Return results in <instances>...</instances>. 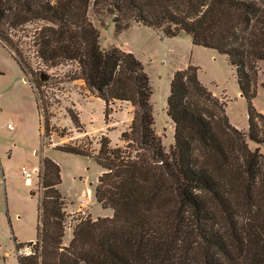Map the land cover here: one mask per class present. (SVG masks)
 <instances>
[{"label":"trees","instance_id":"1","mask_svg":"<svg viewBox=\"0 0 264 264\" xmlns=\"http://www.w3.org/2000/svg\"><path fill=\"white\" fill-rule=\"evenodd\" d=\"M90 9L108 16L116 33L137 24L165 37L185 34L193 46L223 55L247 103V131L228 122L224 104L190 65L169 84L173 144L166 149L154 128L143 64L116 46L101 50ZM22 38L43 66L76 63L75 79L103 102L105 124L114 101L134 110L121 147L104 135L96 154L56 147L98 165L94 197L112 216L77 221L63 247L60 166L43 157L36 237L15 245L17 252L25 244L33 251L17 254L18 264H264V115L252 105L256 65L264 62V0H0V44L25 73ZM69 115L84 133L78 115ZM40 117L44 140L50 121Z\"/></svg>","mask_w":264,"mask_h":264},{"label":"rangeland","instance_id":"2","mask_svg":"<svg viewBox=\"0 0 264 264\" xmlns=\"http://www.w3.org/2000/svg\"><path fill=\"white\" fill-rule=\"evenodd\" d=\"M87 16L98 28L101 50L116 46L123 52L132 53L143 64L151 82L154 128L166 149L173 144V126L165 110L169 84L176 70L190 65L198 67L201 83L222 101L228 122L239 131H247V103L238 91L234 68L223 55L193 46L185 34L165 37L160 31L137 24L119 34L114 31L108 16L97 15L92 9ZM32 28L28 26L25 33ZM31 45L29 39L22 38L18 47L29 67L23 73L0 44V264H18L17 254H31L33 248L25 244L17 252L16 243H25L36 237L37 207L42 188L38 177L37 185L34 179L32 185L28 184L20 168L37 167L43 156L60 166L61 184L58 189L65 199L64 204L70 203L63 209L62 245L66 247L78 218L96 219L109 216L112 211L102 209L92 199L87 204L90 211L87 208L85 216L79 215L76 210L82 199H79L81 191L85 188L93 190L101 169L90 158L64 154L56 147L79 145L90 154H96L103 135L110 140L111 147H121L123 143L119 136L128 130L133 118L134 109L129 103L114 101L110 103V114L105 124L103 102L87 90L82 79H75L78 75L76 63H63L52 68L43 66ZM256 67L257 95L252 105L264 115V62L257 63ZM42 74L46 76L44 80L40 79ZM79 108L83 112V121L88 122L90 118L92 123L88 126L89 134H86L83 124L84 133L77 130L69 119V111L80 117ZM41 113L50 121V137L44 140L39 134ZM39 168L40 165L38 171ZM84 198L88 200L87 196Z\"/></svg>","mask_w":264,"mask_h":264},{"label":"crops","instance_id":"3","mask_svg":"<svg viewBox=\"0 0 264 264\" xmlns=\"http://www.w3.org/2000/svg\"><path fill=\"white\" fill-rule=\"evenodd\" d=\"M239 91V90H238ZM240 93V92H239ZM241 98V97H240ZM99 99V98H98ZM79 110H80V122H82V124L85 126V130H86V134H89L90 132H89V129H88V126H92V123H90L89 121H90V118H88L89 120H88V122L87 121H83V119H82V117H83V112H82V110L79 108ZM90 114H91V112H90ZM7 127H10V125H7ZM41 133H42V128L40 127V135H41ZM43 157H46V156H43ZM42 157V158H43ZM41 158V159H42ZM47 158V157H46ZM41 159H40V161H41ZM53 161V160H52ZM39 165H40V162H39V164H38V166L37 167H34V168H38L39 167ZM24 167V166H23ZM26 168H28L27 166H25ZM21 169V168H20ZM28 170H31V169H28ZM100 174V173H99ZM99 174L97 175V176H99ZM97 176H96V181H97ZM33 179L35 180V182H36V185H37V178H35V177H32L29 181H26L28 184H30V185H32L33 184ZM90 185L92 186V183H90ZM95 186H96V183H95ZM94 186V187H95ZM94 187H93V190L92 191H90L88 188H85L84 190H82L81 191V194H80V196H79V199L80 198H82L81 200H79L80 202L82 201V200H84L85 198L84 197H88V200H87V198L85 199L86 200V202L87 203H89V201H92V199H95V197H94ZM83 196V197H82ZM69 204L70 203H68V204H65V207H69ZM79 208V205H78V207H77V209ZM88 208V207H87ZM89 209V208H88ZM77 211V210H76ZM89 211H90V209H89ZM112 216V214L111 215H109V216H107V215H105V216H103V217H101V218H104V217H111ZM32 241H34V239L33 240H30V241H28V242H32ZM26 242V241H25ZM28 242H26V243H28Z\"/></svg>","mask_w":264,"mask_h":264},{"label":"built area","instance_id":"4","mask_svg":"<svg viewBox=\"0 0 264 264\" xmlns=\"http://www.w3.org/2000/svg\"><path fill=\"white\" fill-rule=\"evenodd\" d=\"M21 175L25 178L26 181H29L32 177L37 178L38 177V168H32L31 170H28V168L21 167L20 169ZM87 202L85 200H82L79 204V208L77 209V212L79 213L80 216H85V210L87 209ZM84 218H78L77 220H83ZM29 255V254H27Z\"/></svg>","mask_w":264,"mask_h":264},{"label":"water","instance_id":"5","mask_svg":"<svg viewBox=\"0 0 264 264\" xmlns=\"http://www.w3.org/2000/svg\"><path fill=\"white\" fill-rule=\"evenodd\" d=\"M45 78H46V76L43 75V74L40 76V79H41V80H44Z\"/></svg>","mask_w":264,"mask_h":264}]
</instances>
